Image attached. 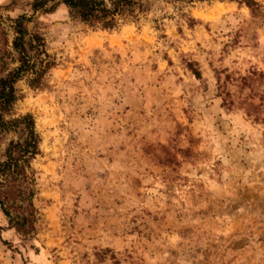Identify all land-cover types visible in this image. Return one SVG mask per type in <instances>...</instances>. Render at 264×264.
Masks as SVG:
<instances>
[{"label":"rangeland","instance_id":"1","mask_svg":"<svg viewBox=\"0 0 264 264\" xmlns=\"http://www.w3.org/2000/svg\"><path fill=\"white\" fill-rule=\"evenodd\" d=\"M165 0L112 30L65 6L29 30L56 66L17 84L41 136L37 235L0 264H264V0ZM0 0V76L12 21ZM36 26V27H35ZM4 148H0V151ZM9 243L5 245L3 241Z\"/></svg>","mask_w":264,"mask_h":264},{"label":"trees","instance_id":"2","mask_svg":"<svg viewBox=\"0 0 264 264\" xmlns=\"http://www.w3.org/2000/svg\"><path fill=\"white\" fill-rule=\"evenodd\" d=\"M158 0H33L34 15L22 14L12 21V48L17 66L9 70L3 60L4 74L0 76V211L8 221V230L24 238L37 235L40 221L34 203L37 191V172L33 162L41 155L42 139L31 114L17 115L16 105L23 99L17 84L27 80L32 90L43 87L46 76L56 66L48 53L46 40L29 25L37 24V13L51 14L65 6L73 20L93 29L112 30L121 21L140 20ZM172 4H189L193 0H165ZM204 1V0H202ZM248 7H257L245 0ZM36 27V26H35ZM5 228L0 225V239ZM5 245L6 241L2 240Z\"/></svg>","mask_w":264,"mask_h":264}]
</instances>
